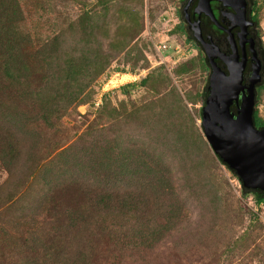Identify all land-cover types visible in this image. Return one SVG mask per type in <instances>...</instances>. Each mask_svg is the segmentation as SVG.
Here are the masks:
<instances>
[{"label":"rangeland","instance_id":"1","mask_svg":"<svg viewBox=\"0 0 264 264\" xmlns=\"http://www.w3.org/2000/svg\"><path fill=\"white\" fill-rule=\"evenodd\" d=\"M19 1L34 37L52 39L61 33L65 53L93 57L100 49L97 55L108 57L109 64L86 103L69 111L58 126L29 127L34 134L24 149L33 154L32 160L46 164L55 159L53 147L72 146L79 153L94 139H120L135 152L146 149L155 158L161 155L189 219L148 258L156 264L163 258L165 264H264V200L258 204L253 194L243 192L238 177L220 162L203 135L201 108L209 67L182 35L179 0ZM256 6L264 49V0H256ZM88 13L94 25L91 35L83 21ZM163 42L171 49L158 54L156 45ZM143 79V86L122 93L126 84ZM1 91L2 113L16 98L9 99L10 90ZM257 99L256 111L264 121V84L257 88ZM7 178L0 169L2 204L27 179L26 171L17 172L8 184ZM31 180L22 190L20 206L5 208L0 215V225L16 237L29 230L28 206L41 201L39 177Z\"/></svg>","mask_w":264,"mask_h":264},{"label":"trees","instance_id":"2","mask_svg":"<svg viewBox=\"0 0 264 264\" xmlns=\"http://www.w3.org/2000/svg\"><path fill=\"white\" fill-rule=\"evenodd\" d=\"M26 20L19 0H0V90H10L9 99L16 98L2 110L4 116L0 112V169L9 177L7 184L23 169L27 176L0 202V215L5 208L20 206L30 179L39 177L41 201L28 206L25 235L16 237L0 225V264H156L148 255L189 219L163 156L155 158L146 149L135 152L120 139H94L79 153L72 146L53 147L55 159L46 164L25 152L34 134L29 127L58 126L69 111L86 103L88 92L109 68L108 57L97 55L100 49L93 57L65 53L61 33L52 39L34 37ZM83 21L91 35L89 13ZM145 83L126 84L122 93ZM254 117L256 126L264 127L258 111ZM54 163L60 168H53ZM243 192L253 194L258 204L264 200L262 192Z\"/></svg>","mask_w":264,"mask_h":264},{"label":"water","instance_id":"3","mask_svg":"<svg viewBox=\"0 0 264 264\" xmlns=\"http://www.w3.org/2000/svg\"><path fill=\"white\" fill-rule=\"evenodd\" d=\"M211 1L199 0L198 13L212 18ZM240 2L242 11L238 14L245 24V2ZM249 25L239 35L241 52L230 30H225L230 44L228 54L213 43L205 44L200 30H195L194 38L202 46L209 66L201 128L215 156L238 177L242 188L264 193V127H257L254 117L257 88L264 84V61L258 58L251 44L250 70L246 73L245 37Z\"/></svg>","mask_w":264,"mask_h":264},{"label":"flooded vegetation","instance_id":"4","mask_svg":"<svg viewBox=\"0 0 264 264\" xmlns=\"http://www.w3.org/2000/svg\"><path fill=\"white\" fill-rule=\"evenodd\" d=\"M244 2L246 21L245 24H242L241 16L238 14V12L242 11V3L240 0L211 1L212 18L203 12L198 13L199 0H179L177 12L182 35H184L186 41L190 42L201 53L207 66L208 63L202 46L194 38L195 30H200L202 40L205 44L213 43L219 47L222 53L228 54L230 52V44L225 30H230L241 52L239 35L242 33V29L247 26V23L250 25L246 29L247 35L245 37L247 42L245 43V51L248 59L246 73H249L250 70V60L252 57V53L250 52L251 44H253L258 58L264 61V49L262 48L259 32L260 23L257 17L256 0H244ZM219 64L225 68L222 63L219 62Z\"/></svg>","mask_w":264,"mask_h":264},{"label":"built area","instance_id":"5","mask_svg":"<svg viewBox=\"0 0 264 264\" xmlns=\"http://www.w3.org/2000/svg\"><path fill=\"white\" fill-rule=\"evenodd\" d=\"M170 49L171 46H169L166 42L159 43L158 45H156V51L158 52V54H164L166 52H169Z\"/></svg>","mask_w":264,"mask_h":264}]
</instances>
